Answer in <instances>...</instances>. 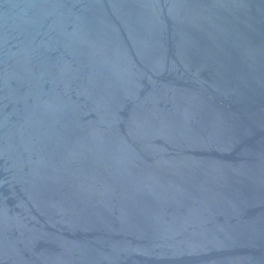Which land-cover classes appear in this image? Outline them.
<instances>
[{
  "label": "water",
  "instance_id": "obj_1",
  "mask_svg": "<svg viewBox=\"0 0 264 264\" xmlns=\"http://www.w3.org/2000/svg\"><path fill=\"white\" fill-rule=\"evenodd\" d=\"M0 264H264V0H0Z\"/></svg>",
  "mask_w": 264,
  "mask_h": 264
}]
</instances>
